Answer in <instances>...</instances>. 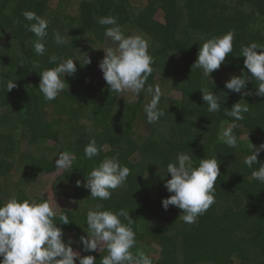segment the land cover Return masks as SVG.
<instances>
[{"label":"trees","instance_id":"trees-1","mask_svg":"<svg viewBox=\"0 0 264 264\" xmlns=\"http://www.w3.org/2000/svg\"><path fill=\"white\" fill-rule=\"evenodd\" d=\"M25 10L49 22L43 55L33 50L36 37L24 27L30 23L22 15ZM103 16L117 17L125 36L140 35L148 43L153 71L145 87L160 88L159 107L165 112L155 123L149 124L144 112L150 94L142 91L132 100L130 93H111L106 81L94 78L102 50L95 48L109 40L104 31L110 26L97 22ZM54 32L67 43L57 45ZM229 32L233 51L211 77L192 68L200 44ZM252 42L264 45V0H0V205L12 197L43 202L28 194L36 165L44 174L56 173V156L70 151L72 166L53 188L71 198L74 209L62 210L68 224L58 216L54 221L80 255H93L96 264L107 255L106 249L85 252L79 243L81 235L87 236V212L103 204L101 210H129L135 232L131 251L135 254L139 244L158 247L153 264H264V183L251 178L259 164H244L251 144L264 143V97L255 95L253 80L244 89L252 95L224 87L232 75H241V47ZM51 55L76 59L77 71L64 79L73 88L89 90L88 96L44 99L39 73L56 66L49 63ZM85 55L91 63L82 66L79 59ZM9 80L16 83L11 91L6 90ZM202 87L218 97V112L207 111ZM174 91L181 93L180 101L171 99ZM237 102L248 104L249 112L236 121L235 130L249 138L230 148L220 133L233 122L225 112ZM93 137L103 150L88 159L84 149ZM180 152L189 154L194 166L203 158L220 162L215 203L193 224L179 218L182 210L169 206L165 211L161 203L171 195L164 187L171 174L161 176ZM105 157H117L130 175L110 199H92L83 182ZM257 159L264 163V151Z\"/></svg>","mask_w":264,"mask_h":264},{"label":"clouds","instance_id":"clouds-1","mask_svg":"<svg viewBox=\"0 0 264 264\" xmlns=\"http://www.w3.org/2000/svg\"><path fill=\"white\" fill-rule=\"evenodd\" d=\"M22 15L30 22L24 27L36 37L33 41L34 52L43 55L46 50L44 40L48 35V20L30 10L23 11ZM117 20L115 16L98 18L99 25L110 26L105 28L104 36L115 45L95 48L104 50L99 68L111 93L127 92L131 94L132 100L142 91L150 94L151 99L144 105V112L147 122L155 123L165 112L159 107L162 95L160 88H154L152 85L145 87L153 71L148 43L140 35L125 36ZM16 23L19 24V20ZM233 36L234 34L229 32L205 40L200 44L192 68L202 69L205 76L211 77V73L218 70L225 62L226 56L233 51ZM53 37L57 45L67 43L59 32H54ZM240 55L245 58L244 69L241 70V75H232L226 80L224 87L242 96L252 95L244 89L249 80H253L257 85L255 95L264 97V45L252 42L242 46ZM75 60L60 59L56 55L49 57V63L56 66L39 73L38 88L45 100L52 101L65 90V75L70 76L77 71ZM79 60L82 66L91 63L90 57L86 55ZM15 87V81L9 80L6 84L7 91ZM199 89L202 92V100L208 105L207 111L218 112L221 105L214 92L203 87ZM247 112L248 104L240 102L225 112L226 116L233 118V122L220 133V139L228 147L238 146V139L234 134V129L238 127L236 121H242L243 114ZM102 150L103 146L98 147L93 137L86 145L84 153L88 159H92L99 156ZM261 151H264V143L258 147L251 144V154L244 158V164L249 168L259 164V168L252 171L251 178L264 183V163H259L257 159ZM56 157L57 170L71 168L75 159L68 152H60ZM219 163L215 157L203 158L198 166H194L189 154L178 153L175 161L167 164L166 174L161 176L163 178L171 174V178L164 181V187L171 195L162 198L163 209L167 211L169 206H175L182 210L180 219L188 224L195 223L198 216L215 203V183L220 175ZM130 171L127 166L120 164L117 157H105L87 174L83 186L90 190L92 199L108 200L112 191L126 182ZM81 183L80 180L76 181L77 186ZM56 205L58 206L57 202ZM58 208L47 200L37 203L27 199L21 201L15 197L0 205V264H76L77 258L79 264H96V257L93 255L82 256L78 251H74L71 238L67 243L64 241L63 230L57 226V220L54 221V218L58 215V220L63 224H68L70 219L63 212L58 214ZM95 209L89 210L86 215L87 236L79 237V243L85 252L106 249L107 255L100 259L99 264H153L152 257L143 251H137L135 254L131 251L135 246V232L131 226L133 219L129 210H101L103 204H97ZM121 217L127 220V224L121 221Z\"/></svg>","mask_w":264,"mask_h":264},{"label":"rangeland","instance_id":"rangeland-1","mask_svg":"<svg viewBox=\"0 0 264 264\" xmlns=\"http://www.w3.org/2000/svg\"><path fill=\"white\" fill-rule=\"evenodd\" d=\"M157 18L161 19L160 15H157ZM109 46L115 47V45H113L110 40H107V42L102 47H109ZM98 56L100 58L99 60L101 61L104 57L103 49L98 52ZM94 78L99 81H105L103 78L102 70L99 68V65L96 68ZM66 82L68 84V88L66 84L65 90L60 93V95H62L63 98L76 99L79 97L89 95V90L87 89L73 88L69 78L66 79ZM148 97L151 98L150 95H148ZM170 97L174 102L180 101L181 93L174 91L170 94ZM234 134L237 136L238 141H246L249 138L248 136H240L235 129H234ZM65 152L71 154L70 151H65ZM39 168L40 166L36 165L35 171L34 173H32L31 184L29 185L28 188V194L30 195V197L38 199V201L47 200L50 203H52V205L56 208H58V206L61 207L58 208V214L59 212H62V210L64 209L73 210L74 201L71 198H68L60 194L53 188L54 182L56 181L57 177L62 173L63 170H58V172L53 174H44L43 172H41ZM55 201L57 202L58 206L56 205ZM103 249L104 248H101L100 251H102ZM157 249L158 247H154V246L151 247L146 244H139L136 251H143L146 255L157 257V251H158Z\"/></svg>","mask_w":264,"mask_h":264}]
</instances>
